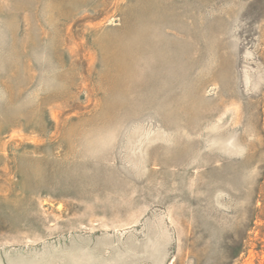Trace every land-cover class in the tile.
I'll return each mask as SVG.
<instances>
[{
  "label": "rangeland",
  "instance_id": "obj_1",
  "mask_svg": "<svg viewBox=\"0 0 264 264\" xmlns=\"http://www.w3.org/2000/svg\"><path fill=\"white\" fill-rule=\"evenodd\" d=\"M0 264H264V0H0Z\"/></svg>",
  "mask_w": 264,
  "mask_h": 264
}]
</instances>
